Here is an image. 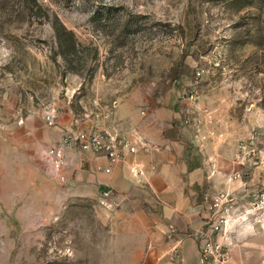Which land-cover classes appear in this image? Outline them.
Returning <instances> with one entry per match:
<instances>
[{"label":"rangeland","instance_id":"1","mask_svg":"<svg viewBox=\"0 0 264 264\" xmlns=\"http://www.w3.org/2000/svg\"><path fill=\"white\" fill-rule=\"evenodd\" d=\"M115 103L233 199L228 263L264 264V0H0V264L76 262L93 208L51 175L44 115L116 130Z\"/></svg>","mask_w":264,"mask_h":264},{"label":"crops","instance_id":"2","mask_svg":"<svg viewBox=\"0 0 264 264\" xmlns=\"http://www.w3.org/2000/svg\"><path fill=\"white\" fill-rule=\"evenodd\" d=\"M115 105L117 121L111 126L134 142L137 153L124 151L106 173V156L65 151L66 202L93 208L81 214L90 241L78 247L74 264H200L196 235L208 206L200 190L203 167L191 166L184 142L166 135L161 120L140 119ZM76 116L65 111L58 127H47L51 146Z\"/></svg>","mask_w":264,"mask_h":264},{"label":"built area","instance_id":"3","mask_svg":"<svg viewBox=\"0 0 264 264\" xmlns=\"http://www.w3.org/2000/svg\"><path fill=\"white\" fill-rule=\"evenodd\" d=\"M93 114L77 115L74 125L63 129L61 141L48 150L51 175L60 182L66 181L65 151L68 148H78L83 152L106 156L109 160L106 173H110L112 167L122 160L124 151L128 150L135 154L139 150L131 139L107 125L108 116L94 117ZM59 118L60 113L56 109H51L44 115L48 128L58 127ZM147 149L146 146L143 147L144 151ZM103 195L107 197L109 192ZM232 201L229 194L221 193L208 203L203 229L196 235L200 264H228L230 256L225 238L231 223L229 208ZM252 205L258 210H264V194H260L259 199ZM242 219L246 220L244 217Z\"/></svg>","mask_w":264,"mask_h":264}]
</instances>
